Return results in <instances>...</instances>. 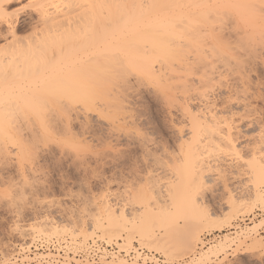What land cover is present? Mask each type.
<instances>
[{"label": "bare ground", "instance_id": "bare-ground-1", "mask_svg": "<svg viewBox=\"0 0 264 264\" xmlns=\"http://www.w3.org/2000/svg\"><path fill=\"white\" fill-rule=\"evenodd\" d=\"M23 2L31 7L29 13L17 16L10 12ZM261 12H264V0H0V152L6 159L12 156L20 175L29 164L47 159L59 164L66 160L85 163L87 154L89 157L96 154L97 148L111 150L112 143L121 141L127 146H137L141 152L157 148L162 151L164 147L159 142H151L152 138L149 142L136 131L138 137L125 130L128 123L134 124L140 119L136 114V118L133 113L129 114L139 97L134 86L143 87L148 93L152 87L159 92L169 132L179 150L177 154L167 153V149L162 151L163 159L153 158L154 167L147 172L151 182L164 178L171 181L168 194H160L157 183L158 186H150L149 194L140 190L141 194L127 197L124 190L120 197L115 195L118 200L108 198L114 194L103 195L99 201L88 199L84 204L88 213L71 211V217L75 218H71L70 226H61L56 220L58 216L54 218L49 216L50 211L35 207L32 223L22 226L16 210L12 232L26 241L31 238L17 247L5 264L95 263L89 253L98 246L97 241L73 255L75 251H70L66 240L31 236L45 227L54 234H67L71 238L80 235L86 239L98 233L104 244H115L126 254L137 243L140 248L161 254L171 264L177 258L192 254L196 244L201 243L200 235L204 231L220 233L231 227L238 215L255 210L264 212V128L259 124L255 103L260 98V90L255 88L256 83L252 86L248 78L251 74H246L251 68L249 64L256 61V53L251 54L254 50L244 46L250 39L249 34L256 37L263 26L258 24ZM20 28L35 30L32 40L20 41L17 37ZM229 35L234 36L231 43L237 53L233 45L230 47L232 36ZM252 40L249 42L253 43ZM243 41L245 44L240 45ZM54 46L58 59L49 63ZM60 46L66 48L67 60L76 54L77 46L87 55H93L98 93L89 91L91 85L79 78L74 83L67 77L70 81H66L67 85L62 83V78L57 79L62 84L55 83V79V82L44 81L49 66L54 68L66 60L60 55L63 51L61 47L59 52ZM242 46L250 50L247 60L244 56L247 51L241 50ZM239 50L244 51L241 54L245 62ZM250 57L252 61L247 63ZM20 68L31 71L20 82H11L2 75L10 70L13 77H21L16 73ZM79 73L78 70L71 77L76 78ZM107 74L112 79L109 90L104 84ZM114 91L124 92L125 98H104V94L108 96ZM62 95L64 98H60ZM248 130L253 132L249 137L252 145L238 148L235 136ZM243 149L249 152L245 160L241 155ZM226 153L233 156L232 163H241L238 165H243L245 170H239L238 166L232 167L234 171L227 170L232 171L227 174L232 191L239 195H228L225 214L218 220L201 208L202 189L209 181L211 167L220 164L216 166L220 169L222 163L229 167L230 157ZM141 160L144 161L142 157ZM162 188L168 189L161 184ZM45 203L48 208L60 210L53 201ZM262 227L264 218L231 232L232 237L224 235L201 250L190 263H214L231 249L247 247L249 242L259 246L261 240H256V235ZM154 229L161 230L156 234ZM139 254L130 264H145L137 262ZM103 260L105 255L99 258L100 264L105 263Z\"/></svg>", "mask_w": 264, "mask_h": 264}, {"label": "rangeland", "instance_id": "rangeland-1", "mask_svg": "<svg viewBox=\"0 0 264 264\" xmlns=\"http://www.w3.org/2000/svg\"><path fill=\"white\" fill-rule=\"evenodd\" d=\"M19 8H21V9H19ZM30 8H31L30 6L27 7L26 3L23 2L21 4L14 6V8L10 12L14 15H17V16H19L18 14H20V16H24L25 14L30 12ZM18 9H19V11H18ZM258 17L260 18V21L258 24L259 25L263 24V26L261 28H259V30H258L259 33H256V37L254 36L255 34H253V33L249 34V36L250 35L251 36H250V39L248 38V40L251 41L253 39L254 40V41L252 40L253 43L252 42L250 43L248 41L247 43H249V44H247V43L245 44L243 41V42H240V45H241V43L245 44L244 45L245 47H246V45L247 46L249 45L250 46L249 48L251 49V51L254 50V52L253 53L251 52V54L256 53V56H255L256 61L253 60V61H255V62H253L251 57H250L249 61L247 62V63H249L251 60L253 63L251 62V66L249 64V67H251V68L250 69L248 68L249 71L247 70L246 74L247 75H248V73L251 74L248 76V78H249V80L251 79L252 82L251 81L250 82L253 84L252 86H255L257 84V86H255V88L258 87V89L260 90V98L256 99L255 103L257 104V106H256L257 111L259 113L261 112L260 115L258 113L259 124L264 128V12L259 13ZM34 32H35V30H27L25 28H22V29L20 28V30L18 31L17 37L20 41L22 40L23 42L28 41V40H32V38L34 36ZM73 36H75V35H73ZM230 36H232V35H229V37ZM229 37H226V38H229ZM72 38H70V40ZM229 39H227V40H229L230 43L231 42L233 43L235 40L234 36H232V38H229ZM74 40H76V39H74ZM232 43H231L230 47H232V45H233V48H234L235 45ZM61 47L62 46H60V49H61ZM77 47H79V46H77ZM77 47L74 49V51L76 50L75 51L76 54L73 55L74 54L73 53L72 54L73 56L71 55L69 60H67L68 57L66 54L67 50H65L66 48L64 47V49H63V47H62L63 51H62V49L59 50V52L62 51V52H60V55L61 56L63 55L64 58H66V57L67 58H66V60L65 59L63 61L61 60L60 64L58 66L55 65L54 68H53V65L51 64L52 66H49L48 69H46V71H45V73H47V75L44 78V81L46 82V81H50L53 79L52 80L53 82H55V80H56L55 83H58V84L63 83L64 85H67L69 80H71V82L75 83L77 81V78H79L78 80H80V79H82V81L85 80L84 83H87L88 86L91 85V87L88 88L89 91H92L94 93H98V91L100 90L98 87V84H97L98 83V81H97L98 72H96L97 70H96L95 65H94L95 60H93V55L92 54L87 55V52L84 53L85 51L82 52ZM52 48H53L52 51L53 50L54 51L52 52L53 55L51 54L50 57L52 56L53 58L51 57L52 61H50V59H51L50 57L48 58L49 59L48 62L50 61L49 63H51V62L54 63L58 59L57 47L55 48V46H54ZM235 48H236V46H235ZM243 48L244 47L242 46L241 50L245 49V48L244 49ZM235 51L237 53L238 50L235 49ZM244 51H242V52H244ZM246 51L248 52L250 50H246ZM239 52H240V50H239ZM242 52H240V54L239 53L238 54L241 56H243L245 54L244 56L247 60L248 59L247 57L250 55L249 52L248 53L246 52L243 55L241 54ZM2 53H5V52H2ZM81 53L84 56H82ZM247 54H249V55L246 56ZM54 56H55V58H54ZM79 56L81 58H78ZM244 56H243L242 60H244ZM53 59H55V60H53ZM84 59H86V60H84ZM246 60H244V62ZM247 63H244V66L246 65L245 66L246 69L248 67ZM91 65H92V68H91ZM245 68H244V70H245ZM78 70L80 72L79 76L78 77L76 76V78L71 77V75L78 74ZM20 72H16V73L21 74L20 75L21 77H15L14 76L15 79L12 76V72L10 70L6 71L5 72L6 74L2 73V75L4 78L11 80V82H13V81L14 82H18V81L20 82V80L25 76V74H28V76H30V73H31V71H29V73L26 72L24 70V68H20ZM32 72H34V74H35L37 71H32ZM95 73H97V74H95ZM85 74L88 77H86ZM5 75H6V77H5ZM80 75H81V78H80ZM58 76H60V77H58ZM12 77L14 80L12 79ZM67 77H70V79L68 80ZM9 78H11V79H9ZM61 78H62V80H64V81H62V83L58 82L59 80H57V79H61ZM66 81H67V83H66ZM93 82L96 84H94ZM253 82L256 84H254ZM89 83H92V84H89ZM111 83H112V79L107 74L106 81L104 83L105 86L108 87V88L106 87V90L110 89V87L112 85ZM15 89H17V88L15 87ZM38 89L42 90V88L41 89L38 88ZM152 89H153V87L151 88V90H149V93H148V92H145L143 90V87L134 86L135 92L138 90L137 92L139 93V97H138L139 99L137 98V101L134 102L135 105L133 104L131 106L132 108H131V110H129L130 111L129 114L131 116L134 114L133 117H135L137 115L138 117L137 116L136 117L138 119L140 118L139 120H141V121L137 120L135 122L136 126H135V123L134 124L128 123L127 128H125V130L127 133H131L133 135L136 131L138 133V136L139 135L144 136V137H142V136H140V137L144 138L145 140H147L149 142H150V140H148V139L152 138L151 142H153V141L159 142L160 145L162 147H164V149L162 151H165V149H167L168 150V151L166 150L167 153L170 152V154H173V153L177 154L179 151V150L177 151V149H178L177 145L178 144L174 142V140L171 137V134L169 132L170 126H169L168 122H166L168 120L164 116L165 114L163 112L164 110L162 109V104L159 102L160 101L159 100L160 99L159 98V92L157 94V91L154 89H153L154 90L153 91ZM106 90H105V92H106ZM74 92H76V90ZM111 93L112 94H109L108 96H106V94H104L103 95L104 98L108 97V99L111 100V98L114 96L112 98V100H114V98L122 100L120 98L123 97L125 94L124 92H123V94H122V92L120 94H118V93H116V91H114V93L113 92H111ZM155 93H156V95H155ZM116 94H117V96H116ZM46 97H48V96H46ZM60 98H64V96L62 95V96H60ZM123 98H125V96ZM138 122H140V123H138ZM247 132L249 135L247 134ZM247 132H246V134L245 133L243 135L241 134L242 136L241 135H238V137L235 136V138H238V139H236L238 141H235L236 144L239 142L238 146H240V147L237 146L238 148H241V146H244V145H245V147L246 146L250 147L252 145V142H251L252 140L249 137H251L253 135V132H252V130H250V132L252 134L249 132V130ZM135 136H137L136 133H135ZM248 139H250V141ZM149 142H148V144H150ZM126 146H127L126 143L121 141L118 144L112 143L111 147H113V148L111 150L107 149V148H105V149L104 148H97L96 151H94V153L96 152V154H98V155L91 154L89 157V155L86 153L87 158L85 157V161H86L85 163L84 162L83 163H79V162H72L71 163L70 160H66L65 162L62 161L59 164V163H57V161L55 163L54 159L53 160L47 159L43 162L40 161V162L36 163L38 165H36L35 163L29 164L30 168L32 167V170L29 171L28 170L29 166L28 167L24 166L26 168H24V170L22 171L23 175L19 174L21 172L18 171L19 170L17 168L18 166L16 164V161H14V159L12 158V156H10L11 160L6 159L4 157V155L1 154V152H0V264L7 263L9 261V259L13 256V252L15 251V249L17 247H19L21 244L26 243L31 238V237L28 238L26 241V238L25 239L18 238L12 232L16 210L19 213V217H20L19 223L22 226H27L28 224L32 223V218H33L32 211H33L34 207L36 210L42 208L41 210L50 211V213H48L49 216H52L54 218H56L58 216L56 218V220L61 226L62 225L70 226V224H71L70 222L72 220L71 218H75L73 216L71 217V214H72L71 211H74V214L80 213V212H81V214L88 213V211H86L88 209V207H85V205H84L85 201L88 199L89 200L95 199V201H99L103 195L114 194L113 196L110 195L108 197V198L112 199V198H115V195L116 196L121 195L124 190H127V194H128L127 197L135 195V194L136 195L141 194L142 191H143V193L146 192L149 194L150 192H148V189L152 185H154V186L159 185V188H160L159 191L161 192L160 194L163 193L162 195H164V193L165 194L170 193V190H169L171 187V183H170L171 181L170 180H168V179L166 180L164 178V179H160L159 182L157 181L155 183L154 180H152L154 182H151V180L147 178V172L151 168L154 167L152 165L153 158H157L160 161L163 159V157H162L163 152L160 150V148L152 149V151H151V149H148L149 152L147 151L148 152L147 153V152H141L137 146H129V145L127 147ZM171 150H173V151H171ZM98 151H105V153L104 152L99 153ZM101 154H102V157H101ZM226 154L228 155V153H226ZM229 154H231V153L229 152ZM83 155L85 156V154H83ZM92 155L94 157H92ZM142 155H144V156H142ZM241 155L243 156L244 160H245V158L246 159L249 158L248 150L247 151L246 150L241 151ZM226 156H225V158L229 159L228 158L229 155L227 157ZM141 157L144 160L143 162H145V160H146V162H147V160L148 161L150 160V162H147V163L141 162L142 161ZM144 157H146V158H144ZM232 158H233V156L230 157V162L232 165L230 164L229 167L224 166L222 163L221 166L224 167L225 169L224 168L222 169V167L219 169L218 167H220V164L216 165V166L219 165L217 168H216V166H214L215 168L211 167L209 169V172H208L209 181L205 184V186L202 189V191L204 192V198L202 201L203 204L201 205L202 206L201 208L203 210H205V212H207L209 215L213 216L214 218L216 217L215 219H218V220L224 216L222 214L224 213V211H223L224 206H225L224 204L226 203L228 195L230 193L231 194L233 193L235 195L238 194V193H235V191H232L233 188H232V185L229 183L230 182L228 180L229 176H227V174L229 175L230 172H232V171H230L228 173L227 170L228 169L233 170L232 167L236 168L237 166H238L237 168L239 170H241V171L245 170V169H243V167H244L243 165L241 167H240V165H238L241 163L236 164L234 162L236 164V166H235V164L232 163V161H233ZM4 163H6V165ZM150 164H151V166H150ZM217 169L220 171H218ZM238 169H236V170H238ZM213 170H215V171H213ZM26 171H27V173H26ZM28 171L30 172V174L28 173ZM31 171H32V173H31ZM138 176H139V178H138ZM224 176H227V177L225 178ZM122 178L126 179V180L124 181ZM225 181H227V182H225ZM157 183H158V185H155ZM161 184L165 185V187L167 185L168 189L167 190H165L166 188L161 189ZM168 186H170V187H168ZM140 190H141V193H140ZM168 190H169V192H168ZM138 191H139V193H138ZM157 193H155L154 195H156ZM238 195H236V196H238ZM151 198H153V197H151ZM153 199L155 200L156 197L154 196ZM153 199H149L150 200L149 202L154 203ZM116 200H118V199H116ZM49 201H51V202L53 201L55 206H60V210L53 209L52 207L48 208L47 207L48 204H46L45 202H49ZM37 203L38 204L42 203L44 205H43V207L38 206ZM20 212H21V214H20ZM61 212H63V213L65 212V213L62 215ZM242 215L236 216L234 221L232 222L231 227L225 228L223 232L219 233V232L213 230V231H204L203 233H201V235H200L201 243L196 244V247H194V252L192 254H188L187 256L177 258L171 264H188V263L191 264L192 261H194L195 258L199 256V254L203 251V249L205 247H207L210 243H212V241L218 240L219 238L221 239L224 237V235H229L232 237L233 235L231 234V232L238 231L240 228H245L246 226L253 223L254 221L259 220L261 218H264V212H261L258 210H255L251 214H242ZM179 222L181 223L182 221L179 220ZM236 228H238V229H236ZM76 229L79 230V222H77V221H76ZM84 229L87 230V227H85ZM154 230H155L156 234H159V231L161 229H159V230L154 229ZM85 234L88 235L89 232L86 231ZM172 234H173V232H172ZM257 234L258 235H256V240H258V239L261 240L259 246H254V245H252V242H249L248 246L246 245L248 248L245 246H244V248L243 247H240V248L237 247V249H239V250L236 249L237 251L236 250L233 251L231 249L230 251L227 252L228 254L223 255L220 259H218L216 262L211 263V264H264V227L259 229ZM36 235H40V236H36ZM31 236L44 237V238L47 237L46 239H49V238L50 239H52V238L53 239H61V241L66 240L68 246L70 245L69 246V248L71 249L70 251L71 252L75 251V252H72L73 255L77 254L78 251H81V250L83 251L88 246L89 243L95 244L94 241H97L96 244L98 245V247L99 246L101 247V248L99 247L100 248L99 250H100V253H102V257L105 255V260H103V261H105L106 264H130L131 262L134 261V259H132V258L135 255H137L139 252L141 255L139 254L140 258H138V260H137L138 263L144 262L145 264H170L161 254L154 252V251H150L147 248H142V247L140 248V246L137 243H133V249L129 250V252H127V254H126V252H124L122 249H118V246L113 244V243H112L113 246L112 245L108 246L107 244H104L105 242H103V239L99 237L100 234H98V233L94 234L92 237H89V238L87 237L86 239H84L80 235L77 238H71L67 234H54L50 231L49 228L45 227L43 229V231L41 229H39V232H34V233L32 232ZM174 242L178 243L177 240ZM99 243H100V245H99ZM176 245L177 244L174 245V249L177 247ZM171 246L172 245H170V247ZM71 247L76 248V249L74 250ZM171 248L173 249V247H171ZM234 248H236V246H234L233 249ZM132 250H134V251H132ZM176 251H177V253H179L180 250L178 251V249H176ZM49 257H51V256H49ZM143 259H144V261H143ZM107 261H108V263H107ZM77 262H79V261H77ZM79 263L81 264V262H79ZM57 264H59V263H57ZM72 264H74V263L72 262ZM82 264H87V263H82Z\"/></svg>", "mask_w": 264, "mask_h": 264}, {"label": "built area", "instance_id": "built-area-1", "mask_svg": "<svg viewBox=\"0 0 264 264\" xmlns=\"http://www.w3.org/2000/svg\"><path fill=\"white\" fill-rule=\"evenodd\" d=\"M89 254L93 262H95L94 264H100L99 258L102 256V253H100L98 246L93 247Z\"/></svg>", "mask_w": 264, "mask_h": 264}]
</instances>
